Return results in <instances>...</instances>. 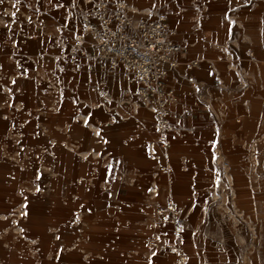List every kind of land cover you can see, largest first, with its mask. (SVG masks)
Returning <instances> with one entry per match:
<instances>
[{
  "label": "crops",
  "instance_id": "crops-1",
  "mask_svg": "<svg viewBox=\"0 0 264 264\" xmlns=\"http://www.w3.org/2000/svg\"><path fill=\"white\" fill-rule=\"evenodd\" d=\"M92 1L0 0V36L20 37L18 45L0 43V62L15 70L7 75L16 83L9 93L17 98L12 111L42 112L46 120L22 124L16 144L9 140L24 149L22 158L40 164L28 171L33 184L22 199L28 210L24 236L44 244L39 264L169 261L172 254L147 248L143 230L156 237L170 225L148 213L172 197L186 215L189 238L197 198L216 165L226 156L234 162L238 151L247 159L252 148L253 111H264V0H122L133 15L166 14L181 46L164 81L177 95L167 149L156 143L153 111L131 94L133 84L121 67L74 71L61 57L80 25V11ZM191 59L197 64L187 69ZM6 162L13 164V155ZM244 181L239 190L247 197L246 176ZM41 195L52 196V232L38 221ZM8 211L0 209V228ZM13 237L7 231L0 240ZM18 255L20 262L8 264L33 262Z\"/></svg>",
  "mask_w": 264,
  "mask_h": 264
},
{
  "label": "rangeland",
  "instance_id": "rangeland-1",
  "mask_svg": "<svg viewBox=\"0 0 264 264\" xmlns=\"http://www.w3.org/2000/svg\"><path fill=\"white\" fill-rule=\"evenodd\" d=\"M80 7L82 8V5H77L78 13ZM19 38L15 34L1 35L0 43L18 45ZM252 53L256 59V51ZM14 71L12 66H4L0 62V164L6 163L0 172V197L4 198L6 203L0 204V209H7L8 214L11 213L6 226L0 228V236L5 235L7 231L16 235L0 240V264L20 262L17 257L22 253L25 258H34L32 263L29 260L30 264H39L41 260L38 257L45 251L44 244L30 242L32 235L24 236L27 228L24 227L23 221L28 220V210L22 199L23 194L30 191L28 185L33 184L28 171L40 164L30 163L26 154L22 158L21 152L24 149L11 147L9 140L16 144L14 139L20 138L22 124L42 125L46 120L42 112L41 115L35 116L32 112L28 114L12 111V105L17 98L9 93L16 87V83H11L7 75ZM239 115L237 113L235 117ZM252 126V148L247 154V159L243 151L236 153L234 162L231 157L226 156L216 165L214 179L204 183V192L197 198L198 210L191 216L189 238L184 239L188 252L187 264H264V111H253ZM6 130L10 133L8 140ZM12 155L13 164H8L6 158L10 162ZM245 176L250 189L247 197L240 194L239 190L246 183ZM44 183L41 184L42 187H45ZM36 198L42 201L38 206L39 224L48 225L47 230L52 232V196L41 195ZM148 216L161 220L153 212H149ZM2 219L4 218L0 216V220ZM85 231L80 229L79 234H85ZM143 231L145 237H153L150 230ZM19 243H23L26 249ZM8 255L13 259L10 257L8 260ZM171 260L172 257L169 261L159 260L157 264H171Z\"/></svg>",
  "mask_w": 264,
  "mask_h": 264
},
{
  "label": "built area",
  "instance_id": "built-area-1",
  "mask_svg": "<svg viewBox=\"0 0 264 264\" xmlns=\"http://www.w3.org/2000/svg\"><path fill=\"white\" fill-rule=\"evenodd\" d=\"M79 21L61 57L74 71L92 69L94 65L108 71L121 67L123 77L133 84L131 94L153 111L156 143L162 149L169 148L170 133L175 128L170 119V105L177 100V95L171 87L164 86V81L167 67L177 64L174 53L180 51L181 46L174 40L176 31L166 14L137 16L128 12L127 3L122 0H93L89 7L80 11ZM88 45L92 51L87 49ZM197 61L187 60L186 68H193ZM191 79L189 76L188 80ZM162 167H169V164ZM150 191L157 192V186ZM154 210L170 225V230L148 237L147 248L172 254L171 264H187L185 213L169 196L157 202Z\"/></svg>",
  "mask_w": 264,
  "mask_h": 264
}]
</instances>
